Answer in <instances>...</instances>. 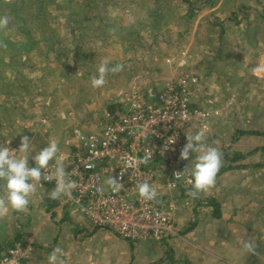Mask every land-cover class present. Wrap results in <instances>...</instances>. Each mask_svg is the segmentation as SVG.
Listing matches in <instances>:
<instances>
[{"label":"rangeland","instance_id":"1","mask_svg":"<svg viewBox=\"0 0 264 264\" xmlns=\"http://www.w3.org/2000/svg\"><path fill=\"white\" fill-rule=\"evenodd\" d=\"M209 1V6H201L200 0H196L193 8L199 9L191 16H184L188 10L185 0H95V6H87L84 0H46L47 6L42 7L46 10L25 9L22 22H9L6 29L0 30L2 36L11 38L20 36L19 30H28L31 34L29 41L18 39L19 45L0 49L3 55V59L0 58V147L11 145L19 150L21 138L28 136L30 167L35 166L31 157L50 140L58 142V158L65 154L67 149L60 142L74 127H94L100 110L112 103L116 107L134 87L145 92L146 97L150 96L146 100L153 102L161 83L182 72L197 77L198 106L210 109L212 101L218 104L213 103L216 108L211 110L219 111L211 116L208 125H200L202 129H197L200 128L197 123H190L183 132L186 142V135L205 131L202 142L205 147H210V138L216 140L221 149L228 142L230 156L229 152H237L231 146H236L238 137L244 133L241 130L247 129L237 127L242 123L240 105L244 104V116L247 117L245 110L250 113L253 109L254 114L258 112L262 117L254 126L253 135H258L255 142L242 141L248 142L247 147L240 144L245 148L243 157L227 160L221 152L222 165L258 163L252 168L233 167L218 172L229 170L231 174L221 177L222 182L234 186L226 192L229 197L236 191L259 197L256 204L243 203L242 206H253L255 210L254 219H248L251 215L242 210L241 215L246 218L242 217L241 229L235 226L234 218L227 219L226 227L224 217L217 220L212 216L214 208H209L213 197L206 195L207 201L196 205L197 198L187 194L191 188L165 190L177 205L175 235H167L157 242H136L119 237L109 227L93 226L84 217L65 219L71 223L60 220L57 241L64 252L60 259L65 264H183L185 261L193 262L190 264H264V157L262 150H257L264 149V112L255 104L253 108L245 106L246 102H264V74L261 73L264 71H258L262 75H253L259 79L258 84L252 81L248 85L253 101H246L251 97L240 94L234 79L235 74L264 66V0ZM51 44L57 49H50ZM81 50H90L87 58L91 57L95 64L83 67V78L78 74L66 76L67 69L60 62L65 54L61 51L68 54L66 61L72 58L70 63H81L77 59L83 58L77 56ZM57 51L61 56L56 58ZM13 55V60L9 61ZM105 59L109 67L122 64L123 70L109 72L105 85L93 88L91 78L98 75L97 68ZM204 69L214 73L208 86L200 73ZM90 70L95 75L87 73ZM11 80L19 86L15 94L5 93L12 87H3ZM10 95L9 101L3 99ZM12 105L19 108L10 111ZM199 154L192 153L188 160H183L186 174L191 176ZM25 155L17 151L15 156ZM53 162L55 160L49 165ZM176 219H182L179 230ZM230 223L235 230L229 227ZM14 229L19 237L8 244L23 241L30 242L32 248L36 246L32 239L25 237L23 233L28 231L23 227L17 225ZM244 242H251L253 251L246 250ZM6 245L0 244V254ZM236 250L240 258L234 255Z\"/></svg>","mask_w":264,"mask_h":264},{"label":"built area","instance_id":"2","mask_svg":"<svg viewBox=\"0 0 264 264\" xmlns=\"http://www.w3.org/2000/svg\"><path fill=\"white\" fill-rule=\"evenodd\" d=\"M165 80L155 101L148 102L134 87L120 99L118 108L103 109L94 127L76 126L60 143L67 149L59 155L67 179L77 187L71 197L62 195L59 202L76 207L93 226L109 227L130 241L157 242L174 234L177 205L165 190L189 188L187 181L192 179L183 171L180 159L187 143L183 132L190 123L208 125L211 116L219 114L194 104L196 76L182 72ZM8 147L18 151L15 146ZM149 151L152 158L140 163L139 158ZM55 167L56 162L50 164L48 170H41L42 175L54 173ZM176 172L180 179L175 178ZM110 177L123 184L119 192L108 185ZM144 181L156 189L154 200L139 196L137 185ZM44 182L56 186L55 179ZM30 244H8L0 254V264H23L31 257Z\"/></svg>","mask_w":264,"mask_h":264},{"label":"crops","instance_id":"3","mask_svg":"<svg viewBox=\"0 0 264 264\" xmlns=\"http://www.w3.org/2000/svg\"><path fill=\"white\" fill-rule=\"evenodd\" d=\"M0 42L3 43V41L1 39H0ZM2 48L3 47H0V49H2ZM44 53L45 52H43V54ZM0 58L3 59L2 53H0ZM71 59L72 58H69V61H66V62L70 63ZM60 62L62 65V60ZM77 71H79V68ZM208 71H210V70L207 69L205 72V69H204L203 72H200L202 75L203 82L206 83L207 86L210 84L212 77L214 75V73L211 74ZM261 73L264 74L263 72H261ZM261 73L259 72V74H258V71L254 72L251 69L249 71L241 72L240 74H235L234 79H235V81H237L236 82L237 85H239V89L241 90L240 94L242 96H250L251 97L250 99L247 98L246 101H253L252 100L253 92H251V93L249 92L250 87L248 85L252 81L259 83V79H257L253 75L259 76ZM76 77L77 76H75V78ZM207 88H205V89L207 90ZM210 90H212V87L210 88ZM199 94L195 93L194 104L196 101V104L199 105L197 103V98H199L198 97ZM116 101H119V100H116ZM211 103H212V101H210V104H209L210 109H215L216 107L212 106L214 102L212 104ZM214 104H218V103H214ZM254 104L257 105L258 108L261 109V111L263 110V112H264V102L253 101L252 104H249V102H246L245 106L253 108ZM243 107H244V104H243V106L240 105V109H242V114H240L241 118H242V123H238L237 127L247 128V129L241 130V132H244V133L238 137L240 139L238 142L235 143L236 146L235 147L231 146L232 149H234L240 153L245 151V148L240 147V144L241 145L243 144L244 145L243 147H247L248 142L249 143L255 142V139H256V137H258V135H253L256 133L254 126H255V124H257L259 119L262 118L261 116L258 115V112L254 114L253 109L251 110L250 113L247 110H245V112L247 113V117L244 116ZM203 108H205V107H203ZM38 116H39V114H37L34 119L37 120ZM197 125L200 126V124H198V123H197ZM208 128H209V126H208ZM197 129H202V128L200 126V128L198 127ZM249 129H253V130H249ZM231 136H232V134H231ZM242 141H248V142H242ZM209 142H210V145H209L210 147L217 148L220 152H223V153L225 152V150L228 151V149L230 148V143H228V142L225 143V146L222 147L223 151L221 149V145H219V143L216 140H214L213 138H210ZM219 142H220V140H219ZM12 144H14V143H12ZM35 148H36V146H35ZM38 148H39V145H38ZM259 149L260 148H257V150H259ZM256 152L257 151H255L254 153L256 154ZM58 153H57V155H58ZM192 153H198V152H192ZM192 153L190 152V155ZM239 158H241V157H239ZM235 159H237V158H235ZM31 161H32V159H31ZM256 165H258V163L253 162L252 164H243L241 167L246 166V167L252 168ZM223 166H224V164L221 166L220 170L222 169ZM258 168L259 167H257V169ZM228 171L229 170H226V171L219 173L217 175L216 183H215L214 187H212L209 190L210 192L207 191L202 196L199 194V197L197 198V201H196V205L203 203L202 201H207L204 197L206 195H208V197H213L214 200L212 201V203L210 202V208H209V210L211 208L215 209V211H214V209H212L213 210L212 216L216 219L218 218L217 220H220L224 217V223H225L226 227H227V219L228 218H230V219L234 218L233 220L235 221V226L238 225V228L241 229V227L244 224L242 217L246 218L244 216V214L251 215L250 217H248V219H254V216L252 215V213H254V210H255L253 208V206H249V205L247 207L245 205L242 206L243 203L244 204L245 203L246 204H249V203L256 204V202L259 201V199H258L259 197H257V196L256 197L255 196H245L244 194H242L236 190H235L236 192L234 194H231L229 197L226 192L231 190L232 187H234V186H232L231 184H228L227 182H222L223 179H221L222 176L231 175ZM4 184H5L4 181H0V196H3L5 194ZM238 187H240V186H238ZM53 189H54V187L52 185L45 183L42 180L40 183L36 184V191L29 198V204H28L27 210L25 212H16V211L9 210L7 216L0 219V244L5 243V245H6L10 242V240L19 237L18 236L19 233L18 232L16 233V231L14 229L15 226H17V225H19V227H23V230L28 231V232L23 233V234H25L26 238L32 239L34 241V244H36V246L33 247L35 249L32 248L33 250H31V255H30L31 257L28 258L27 260H24L23 264H48L47 258H48V255L52 252V250L57 248V247L61 248L59 245V242L57 241V237L59 235L58 228H59V221L60 220L64 221L65 219H69L72 217L74 220H78L82 217L87 219L76 207L69 206V205H64L65 207L60 206L63 204H61L59 202V199H55V200L50 199L49 198L50 192ZM214 190H217L218 192L215 194L212 193V191H214ZM215 203H217V204H215ZM181 210H182V208L179 211H181ZM242 210H244L245 213L241 215ZM64 212H66L67 214L65 215ZM181 220L182 219H176L178 230L180 229L178 224ZM65 221L68 223H71V222H69V220H65ZM249 221L251 223V220H249ZM231 224L232 223L229 224V227L232 230H235L236 227L232 226ZM189 228H191L190 225H189ZM213 233H215V232H213ZM173 235H175V233ZM59 239H61V238H59ZM189 242H191V241L189 240ZM238 253H239L238 250H236L234 255L237 258L238 257L240 258L241 254L238 255Z\"/></svg>","mask_w":264,"mask_h":264},{"label":"clouds","instance_id":"4","mask_svg":"<svg viewBox=\"0 0 264 264\" xmlns=\"http://www.w3.org/2000/svg\"><path fill=\"white\" fill-rule=\"evenodd\" d=\"M10 2V0H8ZM9 16H0V30L7 28L9 24ZM0 47H7V45L0 42ZM123 70L122 64L109 67V61L103 60L98 68V75L91 78L90 84L93 88H101L106 83V75L117 73ZM256 71H264V66L253 69ZM187 143L180 151V159L188 160L190 152H199L196 157V162L191 171L192 179L187 183L192 187L188 191V195L196 199L201 192H207L216 183L217 174L222 166V154L214 147H205L202 143L205 139V131H199L195 135H186ZM170 142L174 143L175 140ZM26 153L25 156L17 158L15 153L17 151L11 150L9 147H0V181H4L5 194L0 196V219L7 216L9 210L16 212H25L29 204V198L36 191V184L44 181H51L55 179L56 186L50 192V199H59L62 195L71 197L72 190L77 187L76 182L67 179L63 162L57 157L59 152L58 142L50 140L48 145L42 148L39 152H35L32 159L35 162L34 167L29 166V159L27 154L30 153V138L23 136L21 138L19 150ZM152 158V152H146L143 158H139L140 163H147ZM55 160L56 167L52 174L48 171L42 175V169L48 170L49 162ZM175 178L180 179V172L175 173ZM108 185L113 192H119L123 188V184L119 183L117 179L110 177L107 180ZM138 194L144 200H154L157 192L147 181L137 185ZM243 247L248 251H253V244L251 242H244ZM64 255L61 248L57 247L48 255V264H65L60 259Z\"/></svg>","mask_w":264,"mask_h":264},{"label":"trees","instance_id":"5","mask_svg":"<svg viewBox=\"0 0 264 264\" xmlns=\"http://www.w3.org/2000/svg\"><path fill=\"white\" fill-rule=\"evenodd\" d=\"M84 1L87 2L86 3L87 6H92V5L95 6L96 5L95 0H92V2H91V0H84ZM185 1L188 3V10H187L186 14H184V16H191L192 13L195 10L197 11L199 9V8H193V5L197 4V2H196V0H185ZM45 3H46V0H10V2H8V0H0V8H3L2 11L0 10V16L7 15L10 18L9 22H16L18 24L19 22H22V20H23V11L25 9H28V8L31 7V8H36L37 10L41 9V11L42 10L44 11L46 9H44L42 7L47 6V5H45ZM200 3H201V6H209L210 1L209 0H200ZM31 4H33V5H31ZM36 6L39 7V8H37ZM19 31H18V33L20 34V36H16L17 38L16 37L15 38H11V37H8V36H4L3 37L2 34H0V39L3 41V43L5 45H7V47H6L7 49L12 48L15 45H19V44H17L18 41H19L18 39H21V40L22 39H27V41H29L31 39V34L29 33L28 30H26L24 32L23 31L21 32V30H19ZM34 42H39V40H37V41L34 40ZM49 48L53 49V50L57 49V47L54 44H51V46ZM59 51H60V49H59ZM59 51H57V53L54 54V56L56 58L58 57V55L61 56V54H59L60 53ZM61 53L65 54V55H62L63 57H62L61 60H62V66L63 67L65 66V68L67 69V70L64 69L65 70L64 74H66V76H70L71 74H78L80 76V78H83L84 69H85V68L83 69V67H87L89 64H91V66H92V64H95V61L93 59H91V57L87 58L88 56L91 55L90 54V50H85V51L81 50V51L78 52V55L76 54L77 56L82 55L83 58H79V57L77 58V59L81 60V63H79V62H77V63L76 62L67 63L66 59L68 58V54L66 55V53L64 51H61ZM13 58H14V55L9 58V61H12ZM78 68L81 69L82 72H78L77 73ZM89 72H91V73H93L95 75L94 71L90 70L87 73H89ZM1 78H3V77H1ZM1 80H3V79H1ZM3 87H9V88L12 87L10 90H7L5 92L7 94H15V91L17 90V88H19L18 84L16 86V84H14L13 80L7 81L5 83V85H3ZM163 87H164V81L161 83L160 88L158 89V92L162 91ZM1 92H2V87L0 88V93ZM141 92H143V91H141ZM143 94H144L146 99L150 98V96L146 97L147 95L145 94V92H143ZM11 96L12 95H10V96H8L6 98H3V99L6 100V101H9L11 99L10 98ZM156 96H157V94L154 96L153 101L156 100ZM193 98L195 99V95L193 96ZM119 104L120 103H118V105L116 107H113L114 106L113 103L112 104H108L107 105V109L114 110L115 108H118ZM18 108L19 107H16L15 105H12V108L10 109V111L18 109ZM102 110H100V112H99L100 116L102 114ZM39 145H41V144H39ZM259 150H262V152H263V156L262 157H264V149L261 148ZM228 151L225 150V152H224V155L227 157V160H232V159L235 160V158L239 159V157H243L245 155V154H242L240 152H232L231 151L232 153L229 152L230 156H228ZM241 166L242 165H233L232 166V165L226 164V165H224L222 167L221 170L231 169L233 167H241ZM191 187H189V188H191ZM190 262L189 261H185L183 264H190ZM191 263H193V262H191Z\"/></svg>","mask_w":264,"mask_h":264}]
</instances>
